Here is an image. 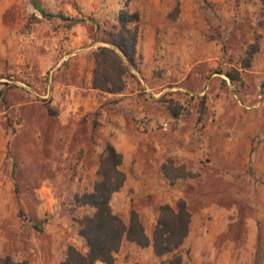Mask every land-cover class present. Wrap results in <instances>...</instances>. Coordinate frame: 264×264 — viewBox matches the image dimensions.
Instances as JSON below:
<instances>
[{
	"label": "rangeland",
	"instance_id": "374dc122",
	"mask_svg": "<svg viewBox=\"0 0 264 264\" xmlns=\"http://www.w3.org/2000/svg\"><path fill=\"white\" fill-rule=\"evenodd\" d=\"M38 1L77 22L0 0V258L88 252L74 219L94 210L74 199L112 145L126 174L114 214L135 211L150 238L161 205L192 216L178 249L124 241L113 264H264V0ZM125 8L140 14L137 62L104 93L94 52Z\"/></svg>",
	"mask_w": 264,
	"mask_h": 264
},
{
	"label": "trees",
	"instance_id": "16d2710c",
	"mask_svg": "<svg viewBox=\"0 0 264 264\" xmlns=\"http://www.w3.org/2000/svg\"><path fill=\"white\" fill-rule=\"evenodd\" d=\"M34 7L46 18H60L76 23L62 14L49 12L40 1L33 0ZM117 25L103 39L109 46H101L94 52L95 69L93 89L109 94H120L127 87L131 67L136 66L137 47L140 37V14L123 9ZM255 50L250 52L247 67L250 66ZM233 80L230 73L227 75ZM1 94V91H0ZM123 156L114 146L108 145L101 158L98 181L91 192L76 195V208H90L94 211L82 217H75L79 234L86 240L88 252L83 253L75 246H69L61 264H113L124 241L135 243L142 248L153 247L155 255L161 257L178 249L190 232L191 212L184 201L177 207L161 205L153 236L146 233L138 214L133 211L129 222L113 213L111 199L126 182V174L121 170ZM36 229L41 231L37 224ZM0 264H29L16 261L7 255L0 258Z\"/></svg>",
	"mask_w": 264,
	"mask_h": 264
},
{
	"label": "crops",
	"instance_id": "0c3cea01",
	"mask_svg": "<svg viewBox=\"0 0 264 264\" xmlns=\"http://www.w3.org/2000/svg\"><path fill=\"white\" fill-rule=\"evenodd\" d=\"M153 253H154V251H153ZM155 254V253H154Z\"/></svg>",
	"mask_w": 264,
	"mask_h": 264
}]
</instances>
